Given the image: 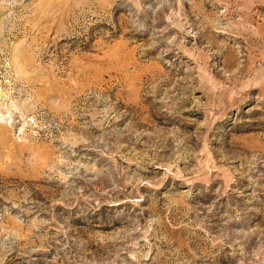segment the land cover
Returning a JSON list of instances; mask_svg holds the SVG:
<instances>
[{"label":"rangeland","instance_id":"obj_1","mask_svg":"<svg viewBox=\"0 0 264 264\" xmlns=\"http://www.w3.org/2000/svg\"><path fill=\"white\" fill-rule=\"evenodd\" d=\"M0 264H264V0H0Z\"/></svg>","mask_w":264,"mask_h":264}]
</instances>
